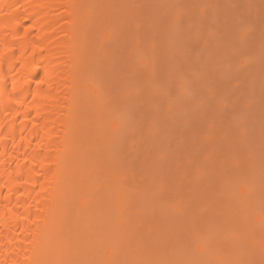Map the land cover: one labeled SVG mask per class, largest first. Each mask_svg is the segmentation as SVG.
I'll use <instances>...</instances> for the list:
<instances>
[{
    "label": "bare ground",
    "instance_id": "obj_1",
    "mask_svg": "<svg viewBox=\"0 0 264 264\" xmlns=\"http://www.w3.org/2000/svg\"><path fill=\"white\" fill-rule=\"evenodd\" d=\"M92 2V0H0V264L233 263L241 252L239 243L244 236L243 233H246L245 236L251 233L247 224H244L247 231L244 230L243 235H237L235 238L231 234L228 239L224 237L225 240L231 239L229 253L225 258H221L219 252H217L219 257H215L209 248L208 252H204V246L201 245L204 238L192 232L193 226H190L191 232L187 228V232H190L187 240L185 235V245L187 243L191 245L190 247L188 245V248L185 245V248H182L177 228L176 230L174 228V233L177 231L175 236L178 237L174 238L171 246H166L164 240L159 237L163 228L159 224L160 233L152 227H148L150 232H147L146 228L144 230L143 226L140 228L138 225L140 230H136V224L133 222L134 216L138 215L135 193L139 188V192L149 188L152 181L156 180L153 177L147 180L143 178L145 185L141 176L146 177L147 174L153 176L149 170L156 172L157 169V175L153 171L156 175L154 177L162 179L158 174L162 169L164 172L167 166V169H173L172 165H169V159L165 166L163 151L156 147V144L152 146L149 139L155 132L151 133L152 130L149 128L155 127L158 121L157 119L155 122L158 118L155 114L159 101L156 100V104V101L149 100L146 97L148 92L147 95L144 92L153 86L158 91L156 83L160 85L162 83L154 80L155 64L152 63L148 66L149 75L146 71L148 78H144L146 80H143L144 83L125 84L118 90L122 83L112 70V57L115 58V52L112 51L110 35L104 23L108 12L103 7L105 4L102 3V7L98 8L100 4L94 7ZM175 17L173 23L178 18ZM175 28L176 25L174 28L173 26L168 28V31L171 29L170 34L168 32L169 38L172 37L171 34L174 38ZM170 40L172 43V39ZM176 42L178 44V41ZM158 46L161 49L162 45ZM149 51L151 53L148 55L152 58L155 50L150 48ZM147 58L149 59L148 56ZM147 61H142V65ZM182 71L181 69L183 74ZM195 74L193 73L192 77ZM188 77L190 78L189 75ZM194 79L195 77L192 80L197 81ZM172 82L175 83V80ZM180 83L184 86L186 80L183 79ZM184 88L185 86L182 90ZM178 92L182 93L179 90ZM180 95L181 98L188 99ZM159 98L158 96L157 99ZM143 101L145 105L142 104L144 109L142 108L141 113H136L138 110L133 113V106L136 107V103ZM167 105L173 107L168 103L165 108ZM184 110L181 112L184 113ZM146 113L145 120L143 116ZM166 118L165 112L164 122H171L169 116L170 120ZM137 121L140 122L139 127L136 126ZM142 122H145V125H142L144 130H148L145 137L143 135V142L146 144L143 146L142 141L141 144L137 141L140 145L129 144L126 147V139L127 144L132 139L139 140L138 137L141 140L140 135L143 133L141 131L142 134H139V128H143L140 126ZM134 134L138 135L137 139L136 136L133 138ZM117 147L121 149L120 156L119 152H116ZM122 148H126L125 156H121L124 152ZM114 151L119 157H115ZM117 158H120L119 162ZM162 159L163 166L159 164ZM135 161L139 167L136 171V168L134 170L132 168L136 164ZM154 163L161 165L160 169L154 167ZM170 172L172 173V170ZM250 174L254 173L250 171ZM168 175L166 174V178ZM172 177H175V174ZM172 177L169 180H172ZM166 178L163 179L167 184ZM251 180L253 181V178ZM141 182L143 188L140 186ZM154 185L153 189L161 188L158 186L160 183L156 185L154 182ZM133 191L135 193L132 196L130 193ZM146 191L147 189L143 193ZM255 191L257 192V189ZM258 216H255V219ZM143 222L146 224L148 221ZM143 222L141 224H144ZM138 224L140 225L139 222ZM181 225L178 224L180 231L184 229ZM228 229L232 232V228ZM143 230L146 231L145 235ZM183 232L184 230L182 234ZM210 233L211 231L207 232L204 237ZM224 233L229 236L225 228ZM197 235L199 241L194 246L191 242L194 243ZM221 236L222 230L219 237ZM176 252H181L182 255L175 254ZM213 254L216 255L215 252ZM258 256L259 254L253 253L248 263L262 262Z\"/></svg>",
    "mask_w": 264,
    "mask_h": 264
},
{
    "label": "rangeland",
    "instance_id": "obj_2",
    "mask_svg": "<svg viewBox=\"0 0 264 264\" xmlns=\"http://www.w3.org/2000/svg\"><path fill=\"white\" fill-rule=\"evenodd\" d=\"M92 1V4L94 3L95 5L94 7L100 4L99 7L97 6L98 8H100V6L102 7V3L105 4L103 7L104 9L106 8L108 12H106L107 18L105 17L104 20H106V22L104 23L110 35L109 40L113 48L112 51L115 52V58L113 59L112 57V70L114 75L119 79V82L122 83L118 87V90L123 88L125 84H141V82L145 80L146 73L150 70L148 66L152 63L153 65L155 64L153 67L155 78H153L162 83L161 85L156 83L158 91H156L155 86H153V88L145 87L147 91L145 90L144 94L147 95L148 92V95L145 96L148 97L149 100L159 101L158 104L160 107H158L155 114V117H158L155 119V122L158 119L155 127L157 126L158 128H149L147 124L146 126L150 131L152 130L151 133L155 131L153 137H151V135L149 136L152 146L156 144V147L159 149L161 148L160 150L163 151V158L165 157L164 159L166 162V165H164L167 166V163L170 161L169 165H172L173 169L170 167V170L167 169L168 166L167 168L163 167L165 168V172L164 169H162L161 172H164V174L158 170L160 172L158 173L159 176L162 177V179H158V176L154 177L157 175L156 168H159L161 165L163 166L164 160L162 159V162H159L161 165H155L154 163L156 172L152 169V172L149 170L150 173H153V176H150V174L147 176V174L146 177L141 176V180H143V178L147 180V178L153 177L156 179L154 181L155 184L157 185L160 183L158 186H161V188L156 187L153 189L152 187H155V185L152 181V185L150 184L149 187L150 189L152 188V190L146 188V192L148 193H143L146 189L144 191L140 190V192L144 194L143 195L138 191L140 188L137 189L136 193L135 191L132 192L133 194L130 193L132 196L135 193L136 195L134 197L138 201L136 212L139 216L133 213L135 215L133 222L136 224V230L138 229V225L140 228L143 226L144 230L146 228L147 232H150L148 227H152V229L160 233L161 229L158 227L160 225L163 228L162 234L160 233L159 237H161L162 241L164 240L166 246H171L172 242H174V238L176 239L179 236L182 240V248H188L191 245L190 243L185 245V235H187V240L191 232L190 226H193L192 232L197 233L202 239L204 238V240L201 241V245L204 246L203 251L208 252L209 248L212 250L211 253H216V255L213 253L212 255L216 257L218 256L217 252H219L218 254H220L221 258H225L229 253L228 250L231 239H229V241L225 240V238L231 237V234L235 236V238L237 235L244 234L240 240L241 243H239L241 252L237 256L238 259L234 260L231 264H264V0ZM175 15L176 17L178 16V18H176ZM99 17L102 18V16ZM174 17L176 18L175 23H173V21H175ZM174 25H176L174 38H172L173 34H171L172 37L169 38L168 36H170L171 29L168 31V28H171V26L174 28ZM181 33L182 35L180 36ZM176 35L177 38H175ZM165 36L169 38V43ZM170 39H172V43ZM176 41H178V44ZM165 44H167L166 47H163ZM158 45H160V47L162 45V50L159 49ZM149 46L151 50H155V53L152 51V58L148 55L151 53L149 51ZM117 54L119 56H117ZM147 60L153 62H148ZM142 61L147 62H145V65H142ZM179 65L181 67H179ZM181 69L183 70V74L181 73ZM174 72L175 74H173ZM193 73L196 74L192 77ZM180 77L182 78L181 80ZM194 77V80L197 81L192 80ZM183 79L186 80L184 90H182L184 86L180 83ZM172 80H175V83H171ZM148 82L146 83L148 84ZM153 84H155L154 81ZM187 86L188 88L186 89ZM178 90L182 91V93L178 92ZM150 91H152L153 94H151ZM180 94L188 99L181 98ZM158 96L160 97L159 99H157ZM172 100H174L175 104H173L174 102H172ZM168 103L169 105L172 104L173 107L167 105L168 108H165ZM142 104L143 106L145 105L144 101L136 103V107L133 106L132 109L133 113L134 111L136 112V110H138L136 113H141L142 108L144 109ZM160 104H162V106H160ZM137 106L140 108H137ZM169 107L171 108L169 109ZM134 108L136 109L134 110ZM132 110L130 112H132ZM181 110L185 112L183 113ZM163 111L167 113L166 120L172 119L171 122H164L163 118L165 112ZM158 115L163 117H159ZM146 116L147 113L143 116L144 119ZM137 120L140 121L139 119ZM138 121L136 123L137 127H139L140 123H138ZM142 125H145V122H142L140 126ZM142 127V129L139 128V134L142 131L143 134L141 133L142 135H140V137L142 136L143 138V135L145 137V132L147 133L148 130L146 129L147 131H145L144 126ZM135 136L134 134L133 138ZM137 136L135 137L136 139ZM142 138L140 140L138 137L139 140L135 141L131 138L132 141L128 144L126 139L125 146L128 147L129 144L134 146L138 144L137 141H139V143L141 141L143 142L144 138ZM146 139H148V137H146ZM145 144L146 143H144L143 146ZM117 148V151H115L119 152L120 156L121 149ZM151 148H149V154L151 153ZM123 150L124 152L121 156L126 155V148ZM115 151V157H119L116 155ZM119 159L117 160L118 162ZM137 165L138 163L133 165L135 167L132 166L133 170L135 168V171L137 170ZM250 167L252 170H250ZM171 170L172 173L175 174V177H172L173 174L170 172ZM141 171H143V169H141ZM153 171L156 175H154L155 173ZM250 171L254 174L251 175ZM138 173L140 172L138 171ZM166 174H171L172 180H169L171 178L169 175V179L168 177L166 178ZM176 174L178 175L177 177ZM163 178L167 179V184L170 182L168 184L169 186ZM252 178L253 181L251 180ZM126 180L128 181L129 179ZM145 180L143 181L146 185ZM163 180L165 183H163ZM173 180L176 181V184ZM126 183L130 184L129 182ZM164 184L165 186L162 187ZM140 186L143 188L142 182ZM251 186L255 189L253 190ZM256 189L257 192L255 191ZM247 195H253V197ZM180 196L184 198L181 199ZM250 197H252V199L254 198V200L250 199ZM153 199L155 201H153ZM180 202L183 205H181ZM153 210L156 211L153 212ZM147 212L150 213L148 214ZM150 216L152 218L149 220L148 218ZM255 216H258L259 219H255ZM178 219L179 221H177ZM144 220L148 222L145 224L143 222ZM140 221L144 224H141ZM149 223L150 225H148ZM178 224L184 226L182 231L184 230L185 232L186 229L185 233L183 232L182 234ZM244 224H247V228L251 229V233H249L248 236H245L246 233L244 230L247 231V228ZM156 226L158 229L154 228ZM164 227L166 228L164 229ZM174 228L175 230L177 228L178 236H175L177 231L174 233ZM187 228L190 232H187ZM194 228L196 230H194ZM224 228L229 236L227 234L225 235ZM228 228H232V232L234 233L228 231ZM144 230L142 232H144ZM221 230L222 236L223 233L224 236L220 238L219 235ZM210 231L211 233L206 235L210 237L205 238L204 234ZM139 235L141 234L139 233ZM198 235L194 243L191 242L194 246H196L195 244L199 241ZM159 237L157 236V238ZM181 237H183L184 241ZM156 243L158 244V242ZM176 243H178V241H176ZM246 245L248 247H246ZM171 248H173V246ZM160 251H162V249H160ZM185 252L187 253V251ZM179 253L181 254V252H176L175 254ZM253 253L259 254L262 262L248 263V259L250 256L252 258ZM222 255H224V257H222Z\"/></svg>",
    "mask_w": 264,
    "mask_h": 264
}]
</instances>
